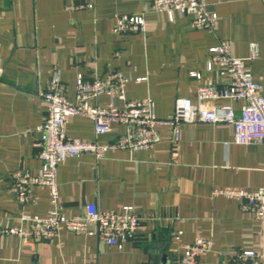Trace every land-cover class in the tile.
Segmentation results:
<instances>
[{
  "label": "crops",
  "instance_id": "1",
  "mask_svg": "<svg viewBox=\"0 0 264 264\" xmlns=\"http://www.w3.org/2000/svg\"><path fill=\"white\" fill-rule=\"evenodd\" d=\"M201 1L220 18L216 35L194 30L191 16L169 22L154 11L152 0H0V264H151L155 249L179 264L184 247L200 238L214 241L202 264H238L239 251L264 255V225L238 201L214 196L216 189L264 188V145L235 144L226 124L182 125L176 142L169 129L160 128L161 140L151 150L112 151L103 160L82 155L59 165L65 215H84L89 204L106 211L135 209L141 227L122 248L107 245L99 234L66 229L32 246L6 233L25 227L24 215L46 217L51 210L47 188L34 187L32 201L22 207L12 187L17 172L37 174L42 168L37 128L47 106L38 92L54 75L75 101L78 75L93 81L121 72L130 79L128 101L152 98L157 117L169 119L177 99L197 103L199 84L225 86L218 68H207L212 49L225 39L234 55L246 60L264 94V0ZM81 4L93 7L71 9ZM119 15L143 16L146 32L114 33ZM253 45L259 52L255 59ZM110 102L102 95L90 105ZM113 102L123 108L121 101ZM223 104L228 102L212 103ZM234 107L239 114V103ZM126 131L115 124L110 133L95 137L92 121L81 116L66 127L70 138L100 144L113 143Z\"/></svg>",
  "mask_w": 264,
  "mask_h": 264
},
{
  "label": "built area",
  "instance_id": "2",
  "mask_svg": "<svg viewBox=\"0 0 264 264\" xmlns=\"http://www.w3.org/2000/svg\"><path fill=\"white\" fill-rule=\"evenodd\" d=\"M157 14L165 15L169 22L178 16H191L194 30H206L217 33L220 20L217 13L210 11L201 0H152ZM90 4H81L71 9L92 8ZM114 33H145L146 20L141 15H119L116 17ZM259 55L257 46H251V59ZM218 73L226 83L218 89L211 83L197 86V103L190 99L179 98L175 103L174 114L169 119H159L156 104L152 98L128 101L126 88L130 79L121 72H114L106 79L96 78L86 81L78 75L76 81V100L71 101L66 95V87L59 74L54 75L47 89L38 92V98L47 106V117L37 128L40 135L39 159L42 168L37 174L22 170L15 174L12 190L24 207L32 201L34 187L47 188L50 195L51 210L46 217L24 215L26 226L11 228L6 231L17 236L25 246H32L41 240L56 238L62 229L78 235L102 237L111 247L122 248L123 244L136 239L141 227V218L131 206L121 211L102 210L97 204H89L84 215L67 216L60 205V193L57 172L60 164L70 158L92 155L96 160H103L107 154L117 150L131 152L153 149L160 142V128L169 129L174 141L180 138L182 125H220L226 124L233 129V142L237 145H264V94L261 85L248 69L246 60L234 55L229 40L219 39L207 68ZM192 77L201 79L199 73ZM144 79H138L140 82ZM102 95L111 102L105 106H91L90 101ZM123 103L119 108L113 100ZM224 100L228 104L212 105L214 101ZM235 103H239L237 114ZM81 116L92 121L95 137L108 134L115 124L125 125L126 133L110 144L96 141H82L70 138L66 127L74 117ZM214 196L236 200L242 210L253 213L264 225V188L257 191L239 189H216ZM181 233L176 236L180 240ZM212 239H197L184 247L179 264H202L201 258L213 250ZM238 264H264V255L255 251H239L234 256Z\"/></svg>",
  "mask_w": 264,
  "mask_h": 264
},
{
  "label": "water",
  "instance_id": "3",
  "mask_svg": "<svg viewBox=\"0 0 264 264\" xmlns=\"http://www.w3.org/2000/svg\"><path fill=\"white\" fill-rule=\"evenodd\" d=\"M150 254L152 257L151 264H171L170 258L165 252L155 249L151 250Z\"/></svg>",
  "mask_w": 264,
  "mask_h": 264
}]
</instances>
